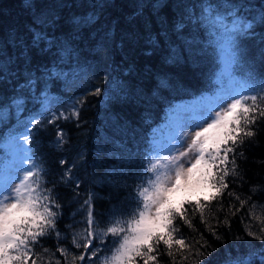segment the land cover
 Segmentation results:
<instances>
[{"label": "trees", "instance_id": "obj_1", "mask_svg": "<svg viewBox=\"0 0 264 264\" xmlns=\"http://www.w3.org/2000/svg\"><path fill=\"white\" fill-rule=\"evenodd\" d=\"M236 82L264 97V0H0V165L24 134L56 212L38 264H105L117 240L106 230L126 226L149 176L151 127L176 100ZM255 133L203 219L193 205L209 190L185 204L191 226L174 221L191 246L174 245L175 264H264V120ZM88 231L86 252L76 243ZM157 261L174 264L163 245Z\"/></svg>", "mask_w": 264, "mask_h": 264}, {"label": "snow or ice", "instance_id": "obj_2", "mask_svg": "<svg viewBox=\"0 0 264 264\" xmlns=\"http://www.w3.org/2000/svg\"><path fill=\"white\" fill-rule=\"evenodd\" d=\"M231 39L227 38L229 43ZM258 120H264V97L240 95L225 102L219 111L210 109L203 120L194 124L193 128L198 130L191 135L183 151L177 150V155L170 156L163 168L161 161L156 160L147 169L152 178L137 192V209L122 222L126 226L107 228L105 235L117 240L105 264H135L137 258L143 264H158L161 245L175 264L174 245L177 253L190 251L191 246L184 239L174 238L179 231L174 221L179 218L191 226L185 204L193 205L194 193L209 190L203 202L195 198L193 205L202 219L208 204L225 193L228 177L238 170L237 147L244 144L245 138L256 134ZM35 167L33 164L32 168L24 170L21 177L5 180L0 176V264H38L40 258L34 247L55 229L54 201L50 190L42 188L40 171L32 170ZM16 179L19 183H15ZM243 203L245 201H241ZM87 222L91 228V212ZM94 239L95 233L88 231L76 246L91 251ZM57 251L62 256L67 254L65 249ZM91 255L95 257L96 252ZM197 255L205 253L197 252ZM75 259L84 261L87 257L81 253ZM182 259L187 257L182 256Z\"/></svg>", "mask_w": 264, "mask_h": 264}, {"label": "rangeland", "instance_id": "obj_3", "mask_svg": "<svg viewBox=\"0 0 264 264\" xmlns=\"http://www.w3.org/2000/svg\"><path fill=\"white\" fill-rule=\"evenodd\" d=\"M231 48V45L226 43L221 49L225 62L230 59L233 53ZM243 93V84L236 82L234 85H228L214 92H206L192 98L178 99L173 105L166 107L164 118L153 125L148 134L149 143L156 150L152 164L156 160H160V167L163 168L170 156L177 155V150L183 151L187 143H190L191 135L195 130H198L194 129L193 125L203 120L210 109L213 112L219 111L225 102H230L231 98H239ZM76 107V100L72 99L67 102V108L74 113L76 112ZM50 109L48 104L44 103L39 110L50 114L53 111ZM37 117L39 118L40 114ZM31 121L33 120H30V123ZM30 123L26 126L29 127ZM18 133L17 135L15 134V139H12L11 154L0 165V176L5 180L9 177H21L24 170L32 168L31 154L26 146L25 135ZM29 160H31V163H29ZM150 178H152V173H149L141 188L147 186L146 182ZM15 183H19V179H16ZM206 191L207 189L204 192L194 193L193 197H197ZM112 254L113 251L106 256V259L110 260Z\"/></svg>", "mask_w": 264, "mask_h": 264}]
</instances>
